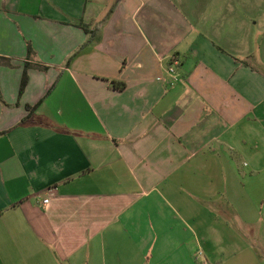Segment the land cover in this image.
<instances>
[{
	"label": "crops",
	"instance_id": "crops-1",
	"mask_svg": "<svg viewBox=\"0 0 264 264\" xmlns=\"http://www.w3.org/2000/svg\"><path fill=\"white\" fill-rule=\"evenodd\" d=\"M228 10L0 0V264H264V39Z\"/></svg>",
	"mask_w": 264,
	"mask_h": 264
},
{
	"label": "rangeland",
	"instance_id": "rangeland-1",
	"mask_svg": "<svg viewBox=\"0 0 264 264\" xmlns=\"http://www.w3.org/2000/svg\"><path fill=\"white\" fill-rule=\"evenodd\" d=\"M210 1V0H209ZM213 2H222L224 5H227L229 7L228 10V16L231 18V20L239 21L238 19H243V22L249 23L252 27L254 33L259 36L260 40L264 39V0H212ZM207 2V0H203V3ZM262 30V31H261ZM233 225L241 226L237 221L231 222ZM235 227V226H233ZM243 228V227H242ZM245 236L249 238L253 243L255 242L257 246V253L259 254L260 258L264 261V245L262 243L258 242V240L255 238V241H253L252 235L249 234L248 230H243ZM264 235V233H263ZM206 252V250H203V253ZM201 252L197 255L199 256V259H202V261L205 259V254L203 255ZM204 256V257H203ZM201 264V263H200ZM207 264V263H206Z\"/></svg>",
	"mask_w": 264,
	"mask_h": 264
},
{
	"label": "built area",
	"instance_id": "built-area-1",
	"mask_svg": "<svg viewBox=\"0 0 264 264\" xmlns=\"http://www.w3.org/2000/svg\"><path fill=\"white\" fill-rule=\"evenodd\" d=\"M167 75L169 76L172 83H177L180 80V74L177 69V61L173 62L168 68H167ZM50 196L55 194L56 188H51L48 190ZM50 201L49 198L44 199V203L48 204Z\"/></svg>",
	"mask_w": 264,
	"mask_h": 264
},
{
	"label": "trees",
	"instance_id": "trees-1",
	"mask_svg": "<svg viewBox=\"0 0 264 264\" xmlns=\"http://www.w3.org/2000/svg\"><path fill=\"white\" fill-rule=\"evenodd\" d=\"M83 28H85L86 26L85 25H81ZM0 62H2L3 64H6L8 62V60L6 58H3V57H0ZM26 82H27V75H25L24 77V80H23V85H22V89H24L25 85H26ZM111 85H113L115 88H118V89H124L125 88V84L123 83H119V82H116V81H111ZM30 110H36V107H31Z\"/></svg>",
	"mask_w": 264,
	"mask_h": 264
}]
</instances>
